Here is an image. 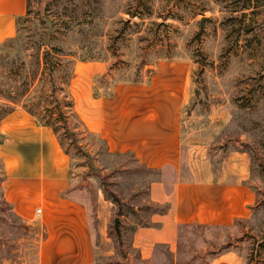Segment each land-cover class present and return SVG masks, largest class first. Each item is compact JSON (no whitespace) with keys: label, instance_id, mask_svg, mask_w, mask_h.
Returning <instances> with one entry per match:
<instances>
[{"label":"rangeland","instance_id":"374dc122","mask_svg":"<svg viewBox=\"0 0 264 264\" xmlns=\"http://www.w3.org/2000/svg\"><path fill=\"white\" fill-rule=\"evenodd\" d=\"M145 4L151 6L150 14ZM27 10L24 34L33 33L41 19L64 13L76 18L64 46L89 60L78 61L73 94L78 83L94 92L97 80L105 92L125 79H147L151 66H142L136 76L142 54L153 64L185 61L195 77L202 68L184 107V175L219 171L230 155L248 160L249 176L243 182L256 195L248 218L230 226H184L176 255L160 244L154 258L145 261L132 247V237L141 225L152 224L153 211L166 207L150 200L151 181L159 174L132 154L110 152L80 124L77 145L60 130L70 163L68 195L86 206L97 263L203 264L233 248L243 264H264V0H28ZM81 10L84 25L76 17ZM128 11H140L143 18H132ZM90 61L101 62L103 72L93 74L84 66ZM106 66L112 70L102 80ZM0 214V264H37L41 233L25 228L1 198ZM116 216L123 246L114 229Z\"/></svg>","mask_w":264,"mask_h":264},{"label":"crops","instance_id":"0c3cea01","mask_svg":"<svg viewBox=\"0 0 264 264\" xmlns=\"http://www.w3.org/2000/svg\"><path fill=\"white\" fill-rule=\"evenodd\" d=\"M27 8L28 0H0V43L16 34L17 18ZM84 66L96 75L104 70L99 61ZM191 75L185 61H159L148 81L118 82L112 94L99 97L78 83L73 94L86 127L106 141L110 152H132L140 163L161 170L149 195L168 209L154 213L151 225L135 230L132 247L140 260L151 261L160 244L176 255L182 227L230 226L248 218L255 201L254 191L243 182L249 164L241 155H230L219 171L184 175L183 114ZM0 132L6 174L1 190L24 227L41 233L37 264H94L96 246L87 209L68 195L69 158L53 129L19 108L1 120ZM203 264H243V258L228 248Z\"/></svg>","mask_w":264,"mask_h":264},{"label":"trees","instance_id":"16d2710c","mask_svg":"<svg viewBox=\"0 0 264 264\" xmlns=\"http://www.w3.org/2000/svg\"><path fill=\"white\" fill-rule=\"evenodd\" d=\"M145 7L148 14H150L151 6L145 4ZM128 13L132 18H143L140 11H128ZM80 14H83V10L76 12V17L77 19L80 18V24L84 25L82 15ZM24 16L25 14L17 18L16 34L0 43V122L10 113L20 108L36 118L41 124L52 128L62 147L63 143L59 135L60 130H63L64 134L69 136L72 144L77 145L78 125H82L85 129L88 128L76 110L71 83L76 76V63L89 59L84 55H78V51L66 49L64 46L65 39L74 32V20L76 18L64 13L57 18L41 19L39 22L40 26L33 33L24 34L21 30L22 20L25 19ZM121 36H123V33L116 35L119 38ZM142 56V60L136 69V76H138V71L142 66H151V69H148L149 74L147 79L138 77L133 80L125 79L123 81L141 83L151 78L157 61L153 64L148 59V54H142ZM106 70L107 72L105 71L102 80L106 79V74L112 70V67L106 66ZM199 72H203V69H199L198 73L195 71L196 77L192 75V80L197 82L196 78ZM114 84L109 86L105 92H100L97 80H94V96L99 97L112 94ZM72 120H75V122H72ZM3 137V134L0 132V143L3 141ZM102 140L106 144V141ZM65 152L67 153V151ZM125 153L132 154L135 157L132 152ZM136 160L139 161L137 158ZM147 168L159 174L152 181L161 178L160 169ZM5 177L6 174L4 172L0 173V198L13 212L11 204L5 200L1 190V182ZM152 203L160 207V204L153 201ZM167 209L168 205L166 204V207L162 208V210H155L153 213H163ZM119 213L121 214V210H119ZM13 214L22 222L18 215L14 212ZM1 217L2 215L0 214ZM121 252L127 256L126 251L121 250ZM94 264L113 263L110 261H100L97 263L96 257Z\"/></svg>","mask_w":264,"mask_h":264},{"label":"water","instance_id":"95a60500","mask_svg":"<svg viewBox=\"0 0 264 264\" xmlns=\"http://www.w3.org/2000/svg\"><path fill=\"white\" fill-rule=\"evenodd\" d=\"M120 222H121V218L119 216H116L114 219V229L118 235V241L120 246H123V237L120 229Z\"/></svg>","mask_w":264,"mask_h":264},{"label":"built area","instance_id":"2783aa9c","mask_svg":"<svg viewBox=\"0 0 264 264\" xmlns=\"http://www.w3.org/2000/svg\"><path fill=\"white\" fill-rule=\"evenodd\" d=\"M38 212H40V209H38Z\"/></svg>","mask_w":264,"mask_h":264}]
</instances>
